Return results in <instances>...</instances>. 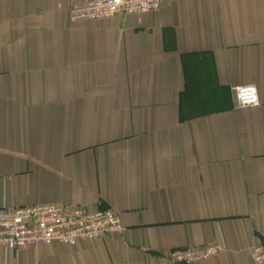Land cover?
I'll list each match as a JSON object with an SVG mask.
<instances>
[{"label":"crops","instance_id":"crops-1","mask_svg":"<svg viewBox=\"0 0 264 264\" xmlns=\"http://www.w3.org/2000/svg\"><path fill=\"white\" fill-rule=\"evenodd\" d=\"M81 0H0V207L110 208L85 244L0 264H250L264 245V0H163L69 21ZM259 104L238 108L234 88Z\"/></svg>","mask_w":264,"mask_h":264},{"label":"built area","instance_id":"built-area-1","mask_svg":"<svg viewBox=\"0 0 264 264\" xmlns=\"http://www.w3.org/2000/svg\"><path fill=\"white\" fill-rule=\"evenodd\" d=\"M162 2L163 0H81L69 5V21L74 23L82 18L107 19L116 14L140 16L147 12H157ZM256 89L254 85L235 87L233 91L236 106L244 108L258 105ZM120 230V216L110 208L89 212L82 205L69 208L62 203L0 207V248L4 251L51 242L74 246ZM223 250L224 245L216 242L194 248H176L168 256L175 263L198 264ZM250 253V264H264V245L255 243Z\"/></svg>","mask_w":264,"mask_h":264}]
</instances>
